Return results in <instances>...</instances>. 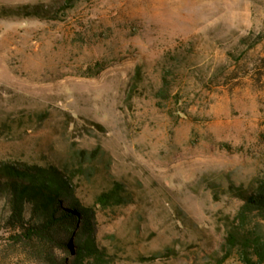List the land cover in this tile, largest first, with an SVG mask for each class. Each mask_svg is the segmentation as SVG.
Instances as JSON below:
<instances>
[{"label": "rangeland", "instance_id": "374dc122", "mask_svg": "<svg viewBox=\"0 0 264 264\" xmlns=\"http://www.w3.org/2000/svg\"><path fill=\"white\" fill-rule=\"evenodd\" d=\"M65 2L0 0V160L68 170L90 206L124 184L96 206L110 264H243L224 244L231 186L264 179V0ZM9 214L0 264H48Z\"/></svg>", "mask_w": 264, "mask_h": 264}, {"label": "trees", "instance_id": "16d2710c", "mask_svg": "<svg viewBox=\"0 0 264 264\" xmlns=\"http://www.w3.org/2000/svg\"><path fill=\"white\" fill-rule=\"evenodd\" d=\"M80 0H66L63 9ZM40 6L6 15L41 16ZM141 72H137V77ZM159 96L167 94L166 77ZM241 205L226 228L224 260L234 253L243 264H264V179L246 190L231 186ZM0 196L5 198L10 214L8 225L20 240L38 248L48 264H110L106 249L97 243L96 206L102 209L127 204L130 195L124 184L114 181L97 194L95 205H85L76 195L73 177L54 164L42 165L0 160ZM59 249L61 258L55 256ZM222 259V260H223Z\"/></svg>", "mask_w": 264, "mask_h": 264}]
</instances>
